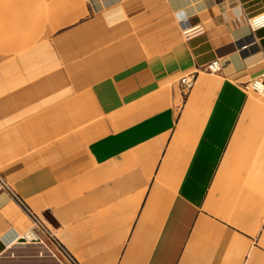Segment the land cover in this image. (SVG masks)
<instances>
[{
  "label": "crops",
  "instance_id": "0c3cea01",
  "mask_svg": "<svg viewBox=\"0 0 264 264\" xmlns=\"http://www.w3.org/2000/svg\"><path fill=\"white\" fill-rule=\"evenodd\" d=\"M43 6L60 20L43 37V68L73 59L79 78L65 91L82 94L36 98L45 76L24 94L49 112L0 128V264H57L46 232L28 238L27 208L79 264H264V106L246 86L264 79V27L247 23L264 0ZM181 19L204 31L184 37ZM30 38L22 65L42 49ZM20 67V82L36 71ZM193 71L194 87L178 92ZM84 92L96 120L75 130Z\"/></svg>",
  "mask_w": 264,
  "mask_h": 264
},
{
  "label": "rangeland",
  "instance_id": "374dc122",
  "mask_svg": "<svg viewBox=\"0 0 264 264\" xmlns=\"http://www.w3.org/2000/svg\"><path fill=\"white\" fill-rule=\"evenodd\" d=\"M26 2L27 0H0V116H9L7 124H0V128L2 129L6 127L11 128L12 124L9 123L12 115L18 118V116L23 117L29 114L37 116L47 111L49 112V108L33 107L29 109V102L27 101V96L24 94L26 86L29 84H34L35 86L42 84V79L45 76L47 86L51 85V87L45 89L48 91L46 93H44L43 86L37 87L36 98L45 97L46 100L52 98L55 101H58L60 98H62L61 100H71L82 94L74 91H65L68 89V85L74 83L79 78L74 75L77 71L73 67L75 66L73 59L65 60V55H62V57L53 56L50 61H46L50 63V66L43 68L42 63L44 61L39 58L43 57V37L49 34L50 28L53 30L54 25L56 26V24L60 23L59 19L55 21V15L59 13L44 10L43 5L47 0H32L35 3V11H29L27 6L19 5ZM24 7L25 9H23ZM75 15H77L76 12H68L67 19L71 20ZM28 36L32 38H30L31 40L34 38L37 42L41 39L42 44L36 43V47L38 48L41 45L42 49L40 51L37 49L36 58L33 61H27L29 65L26 63L22 65L20 64L22 61L17 58L23 54L28 46L32 45L28 43ZM18 37L21 38L20 43H18ZM20 66L36 67V71L32 74V70H30V76L23 77L22 82H20L21 76L17 74ZM177 91L180 92L178 87ZM248 92L250 93V97L259 101L264 106V94L258 95L250 89H248ZM43 93L45 96H43ZM83 98L85 106L82 112H84L85 119L83 120V124L74 128L75 130H80L86 126L92 127L96 120H93L90 99L85 92L83 93ZM78 110L81 111L82 108ZM71 111V114L77 112L72 107L69 108V114ZM18 133H22V129H19ZM57 264H61L58 259Z\"/></svg>",
  "mask_w": 264,
  "mask_h": 264
},
{
  "label": "built area",
  "instance_id": "2783aa9c",
  "mask_svg": "<svg viewBox=\"0 0 264 264\" xmlns=\"http://www.w3.org/2000/svg\"><path fill=\"white\" fill-rule=\"evenodd\" d=\"M181 22L184 25V27L182 28V33L186 38H189L198 33H202L204 31L203 27H201L200 25L187 26L186 23H184L185 19H181ZM247 23L252 30H256L258 28L264 27V11L247 17ZM248 47L249 44H243L240 46L241 49H246ZM205 69L213 74L218 73L221 70L220 60L214 59L210 61L205 66ZM197 73L198 71H193L191 73H187L183 75L179 79V89L182 94L185 95L189 93L190 90L194 87ZM246 86L247 89L252 90L258 95L264 94V79L261 77H255L251 79ZM27 212L32 219V226H31L32 231H30L31 234L30 238H35V239L39 238L38 234L36 233V230H41L43 232H46L50 236L52 242L57 247V251L60 254L58 260L60 261L61 264H65V263L79 264L77 260L70 254V252L52 235V233L47 228L44 227V225L37 217V215L32 211H30L28 208H27Z\"/></svg>",
  "mask_w": 264,
  "mask_h": 264
},
{
  "label": "bare ground",
  "instance_id": "6f19581e",
  "mask_svg": "<svg viewBox=\"0 0 264 264\" xmlns=\"http://www.w3.org/2000/svg\"><path fill=\"white\" fill-rule=\"evenodd\" d=\"M30 237H31V234L28 233V238H30Z\"/></svg>",
  "mask_w": 264,
  "mask_h": 264
}]
</instances>
